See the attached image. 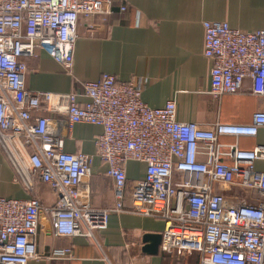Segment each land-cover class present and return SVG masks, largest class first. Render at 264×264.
Wrapping results in <instances>:
<instances>
[{"label": "built area", "instance_id": "built-area-1", "mask_svg": "<svg viewBox=\"0 0 264 264\" xmlns=\"http://www.w3.org/2000/svg\"><path fill=\"white\" fill-rule=\"evenodd\" d=\"M113 0H0V146L31 193L0 196V264H28L41 258L36 238L42 213L58 236H85L108 226L112 212L125 210L165 221L161 254L180 264H264V144L240 146L264 126V110L249 123L201 126L177 118L169 99L152 107L134 81L118 82L105 72L86 81L83 92L31 90L26 76L37 48L68 72L81 18H107ZM126 6H121L125 10ZM92 27V23L89 24ZM204 54L211 60L210 93H239L245 80L264 96V29L241 30L226 21L203 22ZM80 95L86 100L79 102ZM44 106L46 108H44ZM66 119L37 114L41 109ZM78 123L102 127L96 153L65 150V138ZM222 136H233L234 143ZM95 156L113 180L115 203L97 208L89 201L85 178ZM146 164L143 178L127 177L126 165ZM181 176V179L179 177ZM40 179L55 192L46 204L35 194ZM221 185L229 193L217 191ZM52 258L71 259V247L54 248Z\"/></svg>", "mask_w": 264, "mask_h": 264}, {"label": "crops", "instance_id": "crops-1", "mask_svg": "<svg viewBox=\"0 0 264 264\" xmlns=\"http://www.w3.org/2000/svg\"><path fill=\"white\" fill-rule=\"evenodd\" d=\"M113 13L107 18L97 15L80 19L74 46L72 71L41 48L29 60L31 70L26 85L35 91L54 93L83 92L86 81L98 80L105 72L117 81H134L142 99L152 107H162L169 99L177 104V118L201 126L215 122L249 123L255 111L264 110V96L251 92L252 81L246 79L243 89L220 98L210 91L212 62L204 54L203 22L226 21L241 30L264 29V0H113ZM121 6H126L125 10ZM92 23V27L89 25ZM86 98L82 95L79 102ZM44 108H46L44 106ZM37 114L66 119V114L49 109ZM102 127L78 123L65 138V150L96 153V137ZM234 143L233 136H222ZM240 146L254 148L264 144V126L256 137L240 138ZM108 165L95 156L85 178L89 201L97 208L115 203L113 180ZM257 167L264 169V161ZM129 181L143 178L146 164L131 160L126 165ZM0 146V196L29 198L31 193ZM223 189V188H222ZM224 193H229L223 189ZM35 194L43 203L55 202V192L40 179L35 180ZM165 221L129 210L112 212L108 226L95 232L96 240L85 236L55 235L48 215L42 213L36 238L41 258L28 264H173L169 256L146 254L142 250L145 233H161ZM71 247L73 258H52L54 248ZM171 262H168L167 260Z\"/></svg>", "mask_w": 264, "mask_h": 264}, {"label": "water", "instance_id": "water-1", "mask_svg": "<svg viewBox=\"0 0 264 264\" xmlns=\"http://www.w3.org/2000/svg\"><path fill=\"white\" fill-rule=\"evenodd\" d=\"M162 240L161 233H145L143 235L142 250L146 254L156 255L159 253V247Z\"/></svg>", "mask_w": 264, "mask_h": 264}, {"label": "rangeland", "instance_id": "rangeland-1", "mask_svg": "<svg viewBox=\"0 0 264 264\" xmlns=\"http://www.w3.org/2000/svg\"><path fill=\"white\" fill-rule=\"evenodd\" d=\"M179 179H181V176L179 177ZM223 187L221 186V185H217L216 186V189H217V191H220V192H222L223 191V189H222ZM171 260V259H170ZM169 259L167 260L168 262H171Z\"/></svg>", "mask_w": 264, "mask_h": 264}, {"label": "trees", "instance_id": "trees-1", "mask_svg": "<svg viewBox=\"0 0 264 264\" xmlns=\"http://www.w3.org/2000/svg\"><path fill=\"white\" fill-rule=\"evenodd\" d=\"M170 259L172 260V262L171 263H173V264H180V263H183V261L182 260H175V258H172V257H170Z\"/></svg>", "mask_w": 264, "mask_h": 264}]
</instances>
